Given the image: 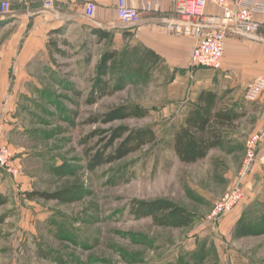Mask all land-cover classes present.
<instances>
[{"label":"rangeland","instance_id":"1","mask_svg":"<svg viewBox=\"0 0 264 264\" xmlns=\"http://www.w3.org/2000/svg\"><path fill=\"white\" fill-rule=\"evenodd\" d=\"M1 1L3 31L15 20L14 10L27 4L26 0H10L4 12ZM116 25L104 28L87 18L73 19L58 34H47L46 53L33 67L52 84L24 100L27 115L33 117L32 129L19 138L27 146L26 157L22 159L12 149L14 161L22 159L23 175L15 178L0 171V182L4 179L8 186L0 191V200L5 201L0 206V264H264L261 142L257 161L242 181L245 197L229 213L212 217L216 203L242 178L247 141L259 135L251 134L255 120L239 119L207 158L185 164L175 153L174 135L194 104L193 93L206 87L226 90L215 77L217 70L195 65L180 70L161 64L124 90L95 105L86 104L101 56L108 50L135 47L125 29L133 25ZM96 28L110 32V38L100 41L93 33ZM8 30L1 31L3 37L14 31ZM53 42L62 53L54 49L52 53ZM116 76L110 75L112 85ZM223 94L225 104L235 105L241 115L249 112L238 92L228 87ZM122 105L140 107L149 114L108 125L88 122ZM118 126L152 128L155 141L121 161L89 170L86 150L105 144L104 135L93 136L94 132ZM84 139L89 145L82 144ZM59 167L65 170L56 172ZM67 188L81 189L76 202L29 197L33 192ZM156 199L183 206L194 217L193 223L163 226L151 217L133 214L135 202ZM240 219L252 225L256 235L237 239Z\"/></svg>","mask_w":264,"mask_h":264},{"label":"crops","instance_id":"2","mask_svg":"<svg viewBox=\"0 0 264 264\" xmlns=\"http://www.w3.org/2000/svg\"><path fill=\"white\" fill-rule=\"evenodd\" d=\"M27 1L26 6L22 5L19 10H14L15 20L6 24L3 31L0 30V110L5 120L4 142L22 159L26 157L24 154L27 146L20 144L19 138L32 129L30 120H33L32 116L27 115L24 100L52 84L43 72L33 67L39 56L46 53L47 34L61 29L67 21L86 19L84 9L88 1L96 3V22L100 27L108 28L112 24H117L116 27L123 26L118 19L117 0H77L76 3L54 0V7L51 9L44 6L46 0H30L29 3ZM180 1L137 0L135 6L141 12L140 22L133 25L132 29L129 25L125 29L133 45L154 51L160 56L165 67L188 70L194 65L191 56L197 43L196 39L172 33L165 27L167 21L176 17ZM149 2L152 8L150 10L147 9ZM207 13L221 14L220 10L212 5L208 7ZM257 20L262 23L258 40L237 36L227 38L223 65L216 71L215 77L220 78L226 90L228 87L233 89L241 95L240 99L245 101L249 112L242 114L240 120H255L251 134L261 136V155L264 153V94L255 103L245 100L247 84L258 77H264V15L257 16ZM11 28L14 31L8 37H3L1 31L9 32L8 29ZM236 86L239 90L234 89ZM204 90L217 92L223 98L222 107L235 108V105L224 103L226 98L223 93L226 90L222 92L213 87H206ZM200 92L201 90L193 93L194 103ZM22 159L19 158L14 163L21 167ZM6 187L8 186L2 179L0 191H4Z\"/></svg>","mask_w":264,"mask_h":264},{"label":"trees","instance_id":"3","mask_svg":"<svg viewBox=\"0 0 264 264\" xmlns=\"http://www.w3.org/2000/svg\"><path fill=\"white\" fill-rule=\"evenodd\" d=\"M58 33V30L50 32V34ZM93 33L100 41L110 38V32L106 30L96 28ZM53 49L55 53H62L57 42L52 43V53ZM162 62L160 56L154 51L140 46L125 48L122 52L108 50L100 58L86 104L95 105L103 98L124 90L136 78L148 77L150 72L158 69ZM111 74L117 75L114 85L109 80ZM222 101L223 98L217 92L202 90L199 93L184 123L173 138L175 153L182 163L195 164L207 158L209 153L223 142L224 132L234 128L242 117L235 108L222 107ZM148 114V111L143 108L122 105L104 115L94 116L88 122L91 124L101 122L108 125L116 121L144 119ZM105 133H108V136ZM100 134L104 135L102 141L105 144L102 148L88 147L86 150L88 169L91 171L127 158L153 143L156 138L155 132L149 127L131 129L127 126H118L110 131L94 132L93 136ZM88 143V140H82V144ZM63 170H65L64 167H59L56 172L62 173ZM79 194L81 189L67 188L54 193L33 192L29 194V197L70 204L78 200ZM4 203L5 201L0 200V206ZM132 211L138 217H151L163 226L187 227L194 221V217L186 208L168 199L135 202ZM256 233L252 225L245 223L243 219L238 221L235 230L237 239L253 236Z\"/></svg>","mask_w":264,"mask_h":264},{"label":"built area","instance_id":"4","mask_svg":"<svg viewBox=\"0 0 264 264\" xmlns=\"http://www.w3.org/2000/svg\"><path fill=\"white\" fill-rule=\"evenodd\" d=\"M75 2L77 0H66ZM117 14L120 22L136 25L140 22L141 12L135 6L137 0H117ZM45 7H54V0H46ZM212 5L218 8L220 15L207 13ZM1 7L7 12L10 0H2ZM147 9L151 3H147ZM97 6L88 1L84 15L92 23L96 22ZM264 15V0H181L176 9V17L167 21L165 27L172 33L192 37L197 43L192 52V62L195 66L219 70L222 68L227 38L242 36L243 38L258 40L262 23L257 16ZM264 94V77H258L249 82L245 89V100L248 103L258 102ZM5 120L0 110V171H6L14 177L23 175L21 167L14 163L13 151L4 142ZM261 137L252 136L247 141L246 159L241 172V179L222 200L216 203L212 217L217 218L229 213L245 197L242 181L250 167L257 161L256 152ZM256 159V160H255ZM259 162L264 165V154Z\"/></svg>","mask_w":264,"mask_h":264}]
</instances>
